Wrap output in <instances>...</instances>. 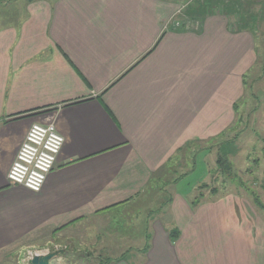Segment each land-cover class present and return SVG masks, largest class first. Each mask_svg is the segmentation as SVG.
Segmentation results:
<instances>
[{"label":"crops","instance_id":"0c3cea01","mask_svg":"<svg viewBox=\"0 0 264 264\" xmlns=\"http://www.w3.org/2000/svg\"><path fill=\"white\" fill-rule=\"evenodd\" d=\"M178 1L0 2V264L79 229L104 233V259L125 255L110 264H264V223L238 195L192 207L174 189L159 219L126 214L179 148L212 153L245 121L251 99L235 104L264 60V0H198L188 23ZM33 123L64 139L38 192L7 179Z\"/></svg>","mask_w":264,"mask_h":264},{"label":"rangeland","instance_id":"374dc122","mask_svg":"<svg viewBox=\"0 0 264 264\" xmlns=\"http://www.w3.org/2000/svg\"><path fill=\"white\" fill-rule=\"evenodd\" d=\"M197 1L179 0L174 21L188 23V20L192 19L193 16L190 14V10L196 7ZM256 30L257 52L259 53L264 39V22L258 24ZM252 75L254 78H248V84L252 83V93L256 100L242 104L241 119L245 121L239 123L238 126L236 125L234 131H230L224 137V139H233L234 141L231 143L234 152L232 151L233 153L228 156L230 159L229 174H220L215 164L216 147L212 153L199 154L195 159L191 158L192 155L180 152L178 155L180 158L174 161L176 164H172L174 167L168 176L173 179L186 172L177 182V185L167 187V192L163 195L157 193L160 197H157L156 200L154 193H148L144 201L138 202L137 206L128 209L126 214L138 210L139 216H152L153 219H159L165 209L163 208L157 214L152 210L158 206L157 202L165 201L168 195H173V190L176 189L190 194L191 200L200 193L202 194V201L215 200L227 194L238 195L240 199L246 202L251 217L254 216L255 219L257 216L264 223V211H261L253 203V197L256 196L264 206V70L259 71L258 68H255L250 76ZM255 76L260 77L256 79ZM204 183L206 186L200 188V185ZM106 226V222L97 225L102 230H105ZM103 234V232L97 233L96 230L87 233L79 229L77 232L65 236V238L56 240L45 238L36 243L34 247L20 249L8 259L7 264H27L32 255H42L47 250L62 251L50 261V264H98V259L105 256L100 250ZM37 245L41 246L37 247Z\"/></svg>","mask_w":264,"mask_h":264},{"label":"built area","instance_id":"2783aa9c","mask_svg":"<svg viewBox=\"0 0 264 264\" xmlns=\"http://www.w3.org/2000/svg\"><path fill=\"white\" fill-rule=\"evenodd\" d=\"M63 142V137L56 131L53 123H33L7 173L9 183L32 192L40 191L54 166ZM48 252L47 250L42 255Z\"/></svg>","mask_w":264,"mask_h":264},{"label":"trees","instance_id":"16d2710c","mask_svg":"<svg viewBox=\"0 0 264 264\" xmlns=\"http://www.w3.org/2000/svg\"><path fill=\"white\" fill-rule=\"evenodd\" d=\"M0 1H7V0H0ZM235 1H237V0H235ZM208 4H210V3H208ZM234 5H235V2H234ZM230 6H233V4L230 3ZM255 68H258L259 71H263L264 70V60H262V61L261 60H257L255 65H254V67H253V69H251V72L249 73V75L245 76V79L243 78L244 79V81H243V84H244V96H243V99H241L238 103L235 104V110L238 108V106L240 104H243L248 98H250L251 101L252 100H256L255 96L252 93V89H253L252 83L248 84V78H250V77L254 78V75L250 76V74H252V72L254 71ZM255 78L258 79L257 76H255ZM234 128L230 129V131H232V130L234 131ZM225 135L226 134H223L217 140V144H215V146H214V147H216V153H217L216 154L215 164H216L218 170L220 171V174H222V175L229 174L228 172L230 171V161H229L230 159H229L228 156L231 155V153L234 152L233 149H232V144H231V143L234 142L233 139H226V138L224 139ZM194 145H196V144L194 142H191V143H187L183 147L179 148L177 153H176V155L172 159H169L167 164L164 165L163 170H162L163 173H164V176L163 177L161 175H160L161 177L159 176L161 184H160L159 187H156L154 189V191H153V193L155 194V200H156L157 197H160V195H157V193H161V195H163L164 193L167 192V190L165 188L170 187V186L171 187L175 186L177 184V182L186 174V172L181 173V174H179L177 177H175L173 179H170L168 177L170 175L171 171L173 170L172 168L176 164V163L174 164V161L178 160L177 154L180 153V152L188 154L192 150V147ZM211 148L213 149L212 145L211 146H207V147L203 145L202 147H200L199 151L202 150V151H208L209 152L211 150ZM192 155H194V154H192ZM192 158L195 159L193 156H192ZM172 164H174V165H172ZM205 184L206 183L201 184L200 188L205 187L206 186ZM171 198H172V195H168V197H167V199L165 201L157 202L158 206L155 209H153L152 211L154 213H156V214L159 213L165 206H168L170 204V202L172 200ZM201 198H202V194L201 193L198 196L194 197L191 200L192 207L197 206L202 201ZM253 203L261 211H264V206H263L262 202L256 196L253 197ZM168 232H169V239L172 242H174L177 239L178 235H179V231L176 228H171V229L168 230ZM124 259H125V255H121L117 259H112V260L110 258L109 259L101 258V259H98V264H110L111 262H116V261H120V260H124Z\"/></svg>","mask_w":264,"mask_h":264},{"label":"water","instance_id":"95a60500","mask_svg":"<svg viewBox=\"0 0 264 264\" xmlns=\"http://www.w3.org/2000/svg\"><path fill=\"white\" fill-rule=\"evenodd\" d=\"M62 251H54L46 253L45 255H33L28 261L27 264H50V261L55 258Z\"/></svg>","mask_w":264,"mask_h":264}]
</instances>
